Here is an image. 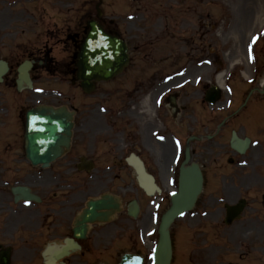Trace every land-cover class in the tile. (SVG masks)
Masks as SVG:
<instances>
[{
	"label": "rangeland",
	"instance_id": "obj_1",
	"mask_svg": "<svg viewBox=\"0 0 264 264\" xmlns=\"http://www.w3.org/2000/svg\"><path fill=\"white\" fill-rule=\"evenodd\" d=\"M96 1L97 0H75L73 5L76 6L85 2L87 5L90 4L88 7H91L90 15H92ZM148 1L156 3L151 6L154 12L159 13V16L156 17V22L152 27L153 35H151L150 38L151 40H156L157 36L161 38L152 49L151 59L149 62L157 61L156 63H158L160 67H167V69L164 70L165 73H168V71L174 72L178 69H182V67H185L184 70L186 69V73H188L185 77L193 79L195 76L202 74V71L196 70L200 67L196 66V63H198L196 61H203L204 58L210 56L212 62H215L214 67L217 66L216 62L221 60L224 63L223 67H226L230 61V59L227 60L225 58L226 56L227 58L228 56H238L240 62H243L245 70L248 69V74H251V68H247L245 64L246 46L249 44V36L253 33H258L264 27V20L255 21L258 14L261 18H264V0ZM102 2V9L108 12L109 16L114 17L117 22L122 21L125 23L126 20H129V17L134 15L132 0H103ZM52 3V0H23L22 11H13V14L22 13L24 18V34L22 36V42L25 51L28 47H32L34 45L36 47H42V43L44 41L46 42L48 39L50 34L48 31V27L50 25L49 16L51 13L56 14L53 13L54 11L52 7L54 5ZM58 4H60V2H57V5ZM1 7L2 3L0 4V13H11L8 10L5 11L1 9ZM63 7L66 8V6ZM245 13L249 14L246 24L253 20L257 25H255L254 28L252 27L250 31L244 32L246 26L241 23V21L243 17L242 15ZM64 17L66 18L68 15ZM34 20L39 22L35 24ZM59 24H61V20ZM247 28L248 26L246 29ZM171 31L174 33V36L170 35ZM8 41H10V39H8ZM50 44H52V42H49V45ZM259 45L264 46V41H261ZM260 47L256 46L255 51L258 59L261 58V64L258 66L260 69V71L258 70V73L261 75V79L264 77V49H261ZM25 51L23 56H25ZM66 54L67 53L64 52L63 48L60 46L55 45L52 47V55L56 59L65 57ZM190 57H193L194 60L192 61ZM190 61L192 63H189ZM149 64L151 63H148L147 65ZM198 64L203 65L202 63ZM210 70V76L206 77V81H213V75ZM164 72L162 71L161 74H164ZM137 73L139 72L130 70L127 73L128 75L122 77L120 80L103 83L101 87L122 85L124 86V89H121L120 93H112L110 91L109 93L111 95L107 97L109 102L102 101V104L100 105H111L114 110L122 109L124 104L123 102L128 101V98L124 97V94L126 93L124 91L128 89L127 84L133 83L132 81L134 79L132 77ZM232 77L233 79L229 82V84L231 86L234 85L235 87H242L239 75L235 73ZM38 85L40 88V94H35V98L36 101L38 100L39 102H48L50 104L62 103L69 106H75L80 110L83 107L82 103L86 100H93L92 98L84 99L78 88L72 86L69 81H63L58 77L52 79H44V77H42L38 82ZM204 91L205 88L203 86H189L188 88L179 91L178 95L180 99L177 101L179 111L175 122L179 116L182 115L183 122L179 126H183L187 133L190 132V125H195L196 122L200 132H204V130L210 131L212 128L217 127L221 118L223 119L232 114V111L236 110L234 107L242 99L241 97L237 103L235 102L233 104L234 106L226 113L224 112L225 110L222 112L219 111L221 106H218V112L215 115L210 116L208 114V116H204V114L200 112L201 109H194L193 112L191 109V107H195L194 105L198 103V99L203 95ZM119 95L121 96L120 98L124 99L123 102L118 99ZM226 97L227 96L225 95L221 96V102H224ZM28 98L31 97L25 96L24 98L25 105L30 103ZM152 103L153 96L150 100L151 106H153ZM96 109L98 110L99 108L96 106ZM168 110L171 113H174L173 109L169 108ZM99 113L100 111H98V114ZM189 113H193L195 119L191 120L188 116ZM168 118L169 114L167 115V126L173 129L175 122L170 121ZM235 119L230 122L232 127H237L239 125L237 123L238 121ZM106 130L107 129H104V131L100 130V125L96 118H93L87 129H85L86 135L78 128L75 130L76 136L74 140L81 144L78 148V152L80 153L81 151H85L82 153H85L93 158H97L100 163L99 170L94 172L93 177L87 178L86 176L91 185V181L100 180V178L96 176L97 174L103 175L101 176L102 179L108 177V172L113 178L114 172L120 174L119 176H116L115 179L117 182L114 184L108 179L100 181L99 184H94L93 182L94 187H88L83 196H93L112 188V190L116 193L122 195L123 197L125 196L126 200L130 197V193L126 189V185L127 183H132L128 177V170L120 169V166H113L109 162L111 155L108 157H106V154H103V156L101 155L103 150L108 152L114 145L120 144L119 142L121 139L119 138V135H115L113 133L112 129L110 131L107 130V132ZM103 135L107 138V141H105H109V145H112V147L103 142ZM82 138L86 139L81 140ZM167 139L170 142V135H167ZM214 141H217V139ZM194 147H196L195 144ZM210 147H215L217 149L214 151ZM197 148L199 151H197L194 157L203 165L207 177L205 180L204 190L197 201L195 209L191 211V213L175 220L171 226L174 248L171 264H264V208H262L261 214L259 213V210L255 208V204L257 203V200L255 201V199L261 194V190H264V182H257L256 184L253 181L256 176L250 177L255 174L251 171V165H249L248 168L247 166L245 167L248 171H244L243 168L236 169V173H239V177L236 178L235 176V180H232L233 178H231L225 181L223 177V174L225 173L224 164L227 156L230 155L225 151V144H221V146H219L216 142H204ZM172 154L173 152L171 151L169 158H171ZM241 174L244 178L241 177ZM246 177L250 179V181H253L249 184V187ZM173 183L166 180L163 182V194L165 198L163 197V199L159 201V206L155 210L157 214L156 220H158L157 218L160 213L168 205L167 195L169 191L175 187L172 186ZM117 184L120 186H116ZM174 185L176 184L174 183ZM132 186L134 188L132 189L133 192V190L135 191L134 184H132ZM247 190H250L249 197L253 203L252 208L247 211L246 215L240 221L235 222V224L228 227L223 225V203L236 201L239 196L245 194ZM138 196L142 200L146 199L141 192L138 193ZM256 215H258V217H256ZM141 219L142 215H140L137 220H127L121 217L119 220H116L111 224L98 227L97 230L101 233V236L102 234L104 235V238L103 240L100 238L93 243V251L92 253L90 252L87 254L86 264H96L99 262L116 264V254L114 253V250H112V246H114L116 242L114 241L112 246L108 248L110 243L106 242V240L115 236L117 232L120 233L119 240L117 242L118 247H122L123 250L141 248L144 254H148L150 252V242L146 243L142 238H140L139 242L143 243L144 246L135 245L131 239H127V231L122 233L126 227H132L135 224H138L139 227V225L142 224ZM122 223H125V226L120 230ZM117 224H119V227ZM143 225L144 226L140 225V227L146 232L150 228L154 231L153 229L157 224H155L148 216ZM153 238L154 235L150 236V240ZM189 259L191 260V263L189 262Z\"/></svg>",
	"mask_w": 264,
	"mask_h": 264
},
{
	"label": "flooded vegetation",
	"instance_id": "obj_2",
	"mask_svg": "<svg viewBox=\"0 0 264 264\" xmlns=\"http://www.w3.org/2000/svg\"><path fill=\"white\" fill-rule=\"evenodd\" d=\"M3 1L6 2L7 0H1V2ZM83 11L84 9L81 5L75 11L74 18L71 19L64 18L65 14L58 10V14L51 15L50 24L52 30L50 32L52 33L46 42L42 44V47L32 46L28 47L26 51L22 42L24 32L22 16L18 14L15 16L11 15L9 23L8 15L0 13V52H3L0 53V59L5 60L8 64V72L0 83V247H11L10 264H44L42 254L44 247L53 242L61 243L67 238L78 241L81 249L56 260L63 261L65 264H83L82 261H84L85 251L89 249L88 246L101 237V233L97 230L101 224L97 223L91 225L86 236L82 239L74 237L72 234L73 220L84 206L85 199H87L83 195L88 187H94V184H99L100 181L108 179L114 184L117 182L116 176L120 175L114 172L113 178L108 172V177L102 179L101 176L103 175L97 174L96 176L100 180L91 181L92 185L91 183L88 184L87 172L76 168L78 158L84 151L78 152L81 144L75 140H72L70 149L62 157L51 162L46 167L30 163L24 152V114L25 108L30 106V104L25 105L24 98L25 96L31 97L28 98V101H33L35 96L29 93L24 94V90H17V65L25 59L23 57L25 51L26 58L33 60V68L29 72L33 87L42 77L43 72L51 76L54 73L63 74V69L70 81L77 83L74 73L75 58L72 53L78 50L79 44L86 33L87 20L93 18H88L85 14H82L81 12ZM58 19L61 20V24L58 23ZM96 20L106 31L117 36L123 35L119 30V25L107 13L103 12ZM12 28L15 29L13 30ZM8 32H15L14 42L11 41L9 43L7 41ZM49 42H52V44L49 45ZM55 45L60 46L65 52L69 53L65 59L55 60L51 57V50ZM147 64L148 62L132 64V66L137 67L133 71L142 74L137 73L132 77L134 80L131 83L133 90L130 97L135 110L131 112L132 116L128 123V149L142 158L147 171L152 173L158 182L167 178L172 158H169L170 156L163 158L156 144L167 143V140L160 139V137L164 138V136L168 135V132L171 133L172 130L167 126L166 122L167 115H171L170 120L175 122L179 111L176 100L180 99V97L178 93H175V96H169L165 93L168 83L166 81L162 82L163 78L159 77L160 75L163 76L161 72H164V69L156 63H151L144 68ZM206 80L204 78L197 83V87L203 86L205 88L203 94H205L209 83H211L210 80ZM98 90L99 87L96 86V91ZM146 95L148 98L149 96L159 95L153 103V118L146 119L145 115H137L136 113V109L140 104L138 102L139 97ZM238 96L239 93L236 92L233 97L237 99ZM233 97L231 95L232 99ZM221 105L225 107L224 112L231 108V104L224 101L218 102L217 105L205 104L202 106L201 111L212 116L217 113V106ZM169 108L173 109L174 113H171L168 110ZM77 113H75L74 117L75 127L79 125V129L85 133V129L88 127L87 124H89L88 115L83 112L81 116H78ZM247 120L253 125L249 128L244 125L240 131L231 128L230 122H227L219 136L224 140L229 133L228 143L230 134L234 130L243 139L249 138L251 143L248 151H250L251 157L259 160L257 165L264 166L263 116H257L256 110L252 109L251 115ZM182 122V115H180L173 126L175 128L173 135L179 139L184 138L183 128L179 126ZM237 123L239 124L240 121ZM214 131L215 127L210 130L212 133ZM191 133L194 135L192 144L196 145V147H192V152L196 154L199 151L197 147L202 145L207 131L200 132L196 122L194 126L192 125ZM83 139L86 138L81 140ZM215 139L216 136L214 135L209 142L214 143ZM211 149L216 150L215 147ZM171 150L173 152V147H171ZM226 150L234 154L233 158L229 160H231V164H235L238 154L233 152L228 145ZM93 159L95 165L100 164L97 158ZM244 159L245 157H237L236 163L240 164ZM109 160L113 166H118V162H120L119 158L117 160ZM120 169L128 170V177L136 186L134 168L122 164ZM258 176L264 179L263 173H259ZM14 185L29 186L31 191L40 197V201L14 200L10 189ZM116 186L120 185L117 184ZM127 188L131 190L132 184H129ZM136 189L139 191L137 186ZM109 192L114 194L112 188L109 189ZM148 201L144 208L148 206ZM139 204L141 209L143 202L140 200ZM117 226L119 227V224Z\"/></svg>",
	"mask_w": 264,
	"mask_h": 264
},
{
	"label": "water",
	"instance_id": "obj_3",
	"mask_svg": "<svg viewBox=\"0 0 264 264\" xmlns=\"http://www.w3.org/2000/svg\"><path fill=\"white\" fill-rule=\"evenodd\" d=\"M90 31L77 54V76L81 79V86L85 90L93 88L96 80L109 79L128 62L127 47L118 38L102 31L96 23L90 24ZM26 62L20 71V78H27ZM5 67H0V75ZM72 114L65 107L53 108L39 106L27 112L25 130L26 154L32 163L47 164L57 157L64 147H67L71 137ZM186 151L184 164L188 161ZM182 165L179 171L178 190L171 196L170 207L164 212L158 228V241L154 250V264H169L171 258V241L169 227L173 220L189 211L201 191L202 175L196 163L189 166ZM139 166V163H138ZM141 168V166H140ZM143 171V169L141 170ZM142 181V180H141ZM140 184L142 185V182ZM152 182V180H151ZM18 189H16L17 191ZM102 200L90 201L83 216L85 219L106 218L105 213H96L97 208L105 204ZM107 207V206H104ZM117 207V205H114ZM242 208L239 203L227 209L226 221L229 222ZM136 257L125 254L119 264H140Z\"/></svg>",
	"mask_w": 264,
	"mask_h": 264
},
{
	"label": "bare ground",
	"instance_id": "obj_4",
	"mask_svg": "<svg viewBox=\"0 0 264 264\" xmlns=\"http://www.w3.org/2000/svg\"><path fill=\"white\" fill-rule=\"evenodd\" d=\"M242 21L241 23H243L246 27L248 26V28L246 29L245 27V30L247 31H250L252 29V27L254 28L255 25H257L255 23L256 20H259V21H263L264 18H261V16H257V18L255 19V21H251L250 23L246 24V21H247V18L249 17V14L245 13L242 15ZM250 24V25H249ZM217 86L218 87H221L224 83L222 82L221 78H222V74H218L217 76ZM147 104H145V107H146V110L145 111H148L147 109ZM156 146L158 147L159 149V153L162 155L163 158H166L168 156V153L170 152L171 148L169 147V145L167 143H164V144H160V143H157ZM216 251V250H215Z\"/></svg>",
	"mask_w": 264,
	"mask_h": 264
},
{
	"label": "snow or ice",
	"instance_id": "obj_5",
	"mask_svg": "<svg viewBox=\"0 0 264 264\" xmlns=\"http://www.w3.org/2000/svg\"><path fill=\"white\" fill-rule=\"evenodd\" d=\"M160 139H163V137H160Z\"/></svg>",
	"mask_w": 264,
	"mask_h": 264
}]
</instances>
